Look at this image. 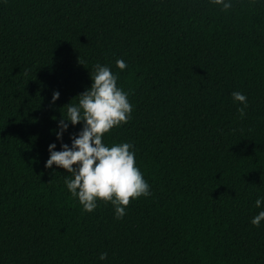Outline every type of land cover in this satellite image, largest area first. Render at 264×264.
Here are the masks:
<instances>
[{"label": "trees", "instance_id": "obj_1", "mask_svg": "<svg viewBox=\"0 0 264 264\" xmlns=\"http://www.w3.org/2000/svg\"><path fill=\"white\" fill-rule=\"evenodd\" d=\"M231 4L0 0V264H264V0ZM97 63L132 105L102 142L132 144L150 185L119 219L45 167Z\"/></svg>", "mask_w": 264, "mask_h": 264}, {"label": "clouds", "instance_id": "obj_2", "mask_svg": "<svg viewBox=\"0 0 264 264\" xmlns=\"http://www.w3.org/2000/svg\"><path fill=\"white\" fill-rule=\"evenodd\" d=\"M220 5L222 10L229 9L231 0H211ZM116 66L123 70L127 67L124 60L118 59ZM91 86L78 94V103H68L66 114L57 122L55 132L57 140L62 141L63 133L69 126L82 122L77 133H70V145L61 142L57 150L55 142L48 145L49 156L45 167L54 164L71 173L65 177V185L70 194L82 205L83 210L92 212L97 207V200L111 202L116 218H122L130 198L150 195V185L143 178L136 166L133 145L128 142H102L103 135L114 126L127 122L132 112L128 93L117 86V75L107 65L97 63L91 74ZM58 91L53 92L52 103L59 98ZM234 101L240 102L241 115L247 107L245 94L234 91ZM255 206L261 210L251 223L259 227L264 221V196L255 200ZM107 253L103 252L99 260L103 261Z\"/></svg>", "mask_w": 264, "mask_h": 264}]
</instances>
